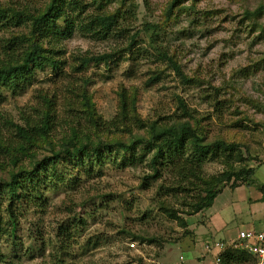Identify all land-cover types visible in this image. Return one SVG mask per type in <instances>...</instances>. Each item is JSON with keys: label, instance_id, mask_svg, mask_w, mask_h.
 <instances>
[{"label": "rangeland", "instance_id": "rangeland-1", "mask_svg": "<svg viewBox=\"0 0 264 264\" xmlns=\"http://www.w3.org/2000/svg\"><path fill=\"white\" fill-rule=\"evenodd\" d=\"M9 1L0 0V9L10 13L25 7L32 13L43 11L50 0ZM172 1L126 0L121 9L116 0L101 5L103 11L113 13L119 9L127 13L125 23L131 29L130 35L140 36L131 50L126 39L98 40L78 31L62 41L59 49L68 65L73 54L114 53L108 66L91 64L86 72L92 101L105 120L118 113L120 88L135 89L136 110L144 123L161 127L178 119L188 120L202 136L203 144H239L243 155L251 156L244 164L260 167L264 163V0H181L168 12ZM257 9L263 11L260 16L245 15ZM147 26L155 29L147 32ZM22 28L23 33H28L24 25ZM10 29L18 35L15 28ZM152 34L155 44L151 43ZM154 46L175 57L187 82L157 58ZM66 72L70 76L65 77L73 76L67 66ZM52 77L48 69L37 72L33 85L21 95L7 94L0 105V117L9 116L18 122L21 110H28L35 102L37 91L53 89L49 82ZM67 80L57 83L62 90ZM181 102L192 118H183ZM132 133L133 136L118 133L114 138L126 143H133L135 137L147 138V129ZM61 135L62 131L51 137L55 147H59ZM36 155H50L45 141ZM22 165L30 168L29 158ZM14 169L0 170V183L17 171ZM226 170L223 160L203 166L207 177ZM261 172L263 167L257 172L260 184ZM147 174L150 170L138 164L126 170L108 165L90 176L82 175L75 189L63 188L47 195L49 208L43 215L23 213L17 230L20 247L14 251L12 242L2 238L0 253L13 264H177L180 256L187 264H212L211 258L194 260L197 249L201 242L211 239L204 237L209 225L216 231L213 230L215 241L225 242L223 233L238 230L231 203L240 191L233 192L226 185L211 208L195 216H183L188 224L184 230L157 211L153 198L161 181L144 190ZM168 203L178 212L184 210L179 198H169ZM60 225L69 229L67 252L59 251L56 235ZM223 225L227 227L221 230Z\"/></svg>", "mask_w": 264, "mask_h": 264}, {"label": "trees", "instance_id": "trees-1", "mask_svg": "<svg viewBox=\"0 0 264 264\" xmlns=\"http://www.w3.org/2000/svg\"><path fill=\"white\" fill-rule=\"evenodd\" d=\"M109 1L112 0H91V3L89 0H50L43 11L32 13L25 7L10 13L0 9V34L12 32L9 37L0 36V105L6 101L7 94L17 97L31 87L37 72L48 69L53 76L49 79L53 89L37 91L33 105L21 110L20 122L9 116L0 117V170H17L0 183V239L8 238L14 251L19 246L17 230L23 213L43 215L49 208V193L63 188L75 189L82 175L90 176L108 165L119 170L145 165L150 174L144 177V190H150L161 181L153 198L157 211L184 230L188 224L183 216L191 217L208 210L226 185L235 189L248 183L254 175L253 167L244 164L251 156L245 157L239 144L227 145L222 141L203 144L197 129L185 119L161 127L144 123L136 110L135 89L120 88L118 113L111 120L98 114L86 72L91 64L108 66L114 53L73 54L68 65L59 46L77 31L98 40L126 39L129 50L137 45L140 36L138 33L130 35L131 29L125 23L127 13L119 9L113 13L102 10L101 5ZM116 1L120 9L125 6L126 0ZM180 1L173 0L166 11H173ZM262 12L257 9L245 15L252 18ZM22 25L28 33H23ZM10 28H15L18 35ZM150 29L155 27L145 28L147 32ZM150 39L155 44L153 34ZM152 48L159 60L183 82L188 81L169 51ZM66 66L73 78L65 77L70 76ZM66 78L62 90L59 81ZM180 106L183 118H192L183 102ZM146 129L147 138L135 137L133 143L114 138L118 133L128 132L133 136L132 131ZM61 131L59 147H55L51 137ZM42 141L48 144L50 155L40 158L36 151ZM26 158H29L30 168L22 165ZM221 160L227 170L207 177L204 164ZM169 198L181 199L184 210L176 211L168 203ZM68 232L66 226L58 227L59 251L67 252L70 248ZM34 240L37 242L38 238ZM250 261L246 251L228 248L221 253L219 264H251ZM0 264L13 262H6L0 253Z\"/></svg>", "mask_w": 264, "mask_h": 264}, {"label": "crops", "instance_id": "crops-1", "mask_svg": "<svg viewBox=\"0 0 264 264\" xmlns=\"http://www.w3.org/2000/svg\"><path fill=\"white\" fill-rule=\"evenodd\" d=\"M263 167L264 163L259 167L254 169V175L248 183L241 185L235 189H232L233 192L240 191L237 199L231 203L232 212L234 213L235 223L238 226V230L235 232L227 231L223 233L225 235V242L222 240L215 241L214 240V231L212 230L211 225H209V230L206 232L204 237L211 238L210 240L203 241L199 245L200 249H197L194 260L196 261H204L207 258H211L214 260L216 255H218L219 251L212 250L211 253H208L205 250V246L213 243H224L225 245H229L233 240H235L238 232L241 231H263L264 230V173L261 172L259 174L261 178L260 181H263L261 184L258 183L257 180V172L259 169ZM244 191V193L241 192ZM211 218V215H209ZM227 225H223L220 227L221 230H224ZM200 233H203V229ZM216 233V231H215ZM203 235V234H202ZM211 257H210V256ZM213 264V263H212Z\"/></svg>", "mask_w": 264, "mask_h": 264}, {"label": "built area", "instance_id": "built-area-1", "mask_svg": "<svg viewBox=\"0 0 264 264\" xmlns=\"http://www.w3.org/2000/svg\"><path fill=\"white\" fill-rule=\"evenodd\" d=\"M246 251L251 259V264H264V230L263 231H241L236 235L229 245L224 243H213L205 246V250L211 253L212 250L219 251L213 260V264H219L220 255L225 249ZM177 264H187L183 256H180Z\"/></svg>", "mask_w": 264, "mask_h": 264}]
</instances>
